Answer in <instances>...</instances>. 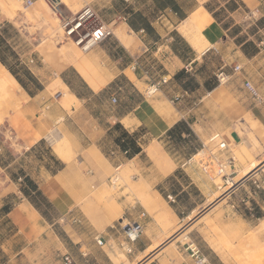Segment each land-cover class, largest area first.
<instances>
[{"label": "crops", "instance_id": "obj_1", "mask_svg": "<svg viewBox=\"0 0 264 264\" xmlns=\"http://www.w3.org/2000/svg\"><path fill=\"white\" fill-rule=\"evenodd\" d=\"M138 2V6L132 5V0H96L92 4L99 24L113 29V35L87 53L94 66L102 67L99 76L105 84L99 90L94 89L75 64H67L59 56L60 47L52 48L51 53L34 49L19 52L13 48L12 62L1 48L10 44L2 30L14 19L0 7V62L19 85L15 109L0 122V222H5L11 231L10 237L0 242V264H59L70 251L74 253L73 264H116L111 257L112 243L120 247L125 238L123 232L112 230L89 237L78 232L81 227L73 229L72 224L83 223L77 214V201L107 182L112 168L129 162L155 185L162 184L154 192L157 200L154 215L140 202L124 204L132 221L144 226L133 245L136 258L146 256L162 241L165 231L157 221L158 216L166 225L172 224L170 231L189 224V238L200 246L211 264H257L260 242L264 243V178L251 171L260 165L253 164L239 177L244 167L235 159L232 180L239 177L236 185L224 192L221 202L205 210L212 187L201 163L189 159L197 155L204 140L215 131L199 117L189 121L194 109L186 112L180 103L186 98L191 101L199 93L198 100L209 105V97L219 86L215 84L217 78L207 75L206 62L210 55L222 54L228 44L224 41L226 37L238 47L235 58L259 60L260 44L253 41L256 49L250 52L246 46L252 35L250 38L242 35H248L247 28L252 30L255 24L252 13L260 2ZM202 9L213 23L212 31L204 35L211 45L200 52L180 27ZM124 26L139 44L127 46L117 37L118 29ZM48 55L54 57L49 59ZM225 57L220 68L233 61ZM249 77L254 79L252 75ZM162 79L167 82L161 84L158 94H148L146 87ZM253 84L258 87L262 101L249 94L256 102L250 107L254 117L251 123L264 133V82ZM171 87H177L178 91ZM66 90L74 97L68 105L64 103ZM113 97H117V103L112 102ZM223 116L226 121L220 123L219 129L229 143L225 155L235 158L233 150L243 142L234 125L238 116L227 113ZM180 122L190 129L182 133L183 138L186 141L195 138L200 147L177 161L172 151L175 154L178 151L164 148L163 141L172 137L170 131ZM62 140L67 141L69 150L59 154L54 146ZM240 149H244L243 145ZM255 180L259 189L254 186ZM164 182L171 186H164ZM169 194L176 198L175 203L166 200ZM193 194L198 195V201ZM41 203L46 207L42 208ZM32 209L34 213L30 212ZM143 211L147 212L144 218L140 216ZM57 223L68 239L56 231ZM67 227L73 234H69ZM98 238L106 241L104 245L97 243ZM177 249L178 256L170 264H194L185 248L178 245ZM163 257L164 254L156 255L147 263L163 264L166 260Z\"/></svg>", "mask_w": 264, "mask_h": 264}, {"label": "rangeland", "instance_id": "obj_2", "mask_svg": "<svg viewBox=\"0 0 264 264\" xmlns=\"http://www.w3.org/2000/svg\"><path fill=\"white\" fill-rule=\"evenodd\" d=\"M95 1L96 0H56V2L59 4L61 13L67 16L77 15L87 5H91L93 7L92 4ZM138 1L144 0H132V5L138 6ZM257 1L260 2L259 7L256 8L252 13L255 24H253L252 30L247 28L248 35L243 33L242 36L250 38L252 35V39H250L251 43L246 46V50L250 52H253L256 49L254 42L260 44L262 52L260 54L259 60L253 62L245 59L240 60V58H235V53L238 51V47L234 45L233 41L229 37H226L224 41H226V44H228L224 47L222 54L210 55L209 60L206 62V73L207 75H210L212 79H214V77L217 78L216 75L219 74V72L224 71L226 75L229 76L228 81L219 82L217 79L218 81L215 82V84L218 85L219 88L209 97L208 100H210V103L208 106L198 100L200 99L198 98L199 93H196V96H192V99H190L191 101L186 98L184 99L185 101L180 104L182 109H184L186 112L190 109H194L190 113L191 117L188 118L189 121H193L199 117L200 120L204 121V124H208L215 131L214 133H222V131L219 129V126L220 123L226 121L223 119V115L226 113L228 115L237 114L238 118L234 120V125L240 132L243 142L237 148H234L233 153L236 162L242 164L244 167L243 170L239 172V177L242 176L250 166L255 164V166L260 165L255 170V174H260V176L264 178V133L259 132L258 129L255 128V126L251 123V119L254 120V117L250 113V107L255 105L256 102L250 98L249 93L244 86V81L246 79L250 80L252 83L264 82V0ZM10 6L13 7L10 9L11 11L13 10L12 12L2 9L9 18L14 19V23H6L2 30L3 36L10 41V44L5 43L7 46L3 45L1 51L4 52L12 62L15 59V51H13V48L19 52H27L30 49H34L36 52L51 53L52 48L57 50V47L61 48V46H63L69 56L76 58L77 63L72 62V64H75L80 70L82 68L79 63L82 61H86L89 64L93 63L91 60H89L87 53H83L78 48V46L64 37V30L61 27L60 18H58L60 16L57 17L56 12H54V9L48 3V1L35 0V3L28 7L25 4V0H12ZM121 8L122 2L119 3V9ZM199 13L200 11L193 15L192 18L184 22L180 27V30H182L184 35L200 52H203L205 47L204 39L197 33L196 28L190 27L192 25L190 22H192L194 16L198 15ZM199 42L201 43V46ZM208 45L210 46L211 44ZM59 56L62 57L67 63L66 58L63 57V54H61V50L59 51ZM225 56L231 57L229 60L233 61L227 64V66L224 68H220V66L223 65L222 58H226ZM47 57L52 59L54 56L48 55ZM237 64L242 66V70L240 72L234 71V67ZM258 64H260V66ZM90 66H92L95 71L99 73L98 75H100V73L102 74L101 66H94V64ZM249 75L254 76V79L249 77ZM187 83L188 82H179V84ZM139 86L142 89L144 88L141 84H139ZM18 87L19 85L15 87L14 96L10 99L8 104H6L5 109L3 108L0 111V122L2 121L4 115L7 114L9 116V112L12 109H15L17 104L16 88ZM171 89L178 91L177 87H171ZM179 89L181 90L180 87ZM155 94H158V92ZM69 103L70 101L66 105ZM255 122L261 124L257 120H255ZM262 130L264 131L263 126ZM222 135L223 138H225L224 133H222ZM224 140L226 141V139ZM204 141L208 143V138H206ZM163 145L164 148L168 149L169 151H172V148H175V150L178 151L177 154L172 151V155H174L177 161L183 158L187 153L195 152L196 148L200 147L199 142L195 138H190L189 141H181L179 138H177V136L173 138H166L163 141ZM241 145H243L244 149H240ZM209 146L212 152L218 151L217 144H210ZM54 149L57 153L62 154L66 150H69V144L67 141L62 140L54 146ZM199 151H201V148H199ZM197 153L199 152H196L195 154ZM208 153L209 152L207 151L204 154H199L194 158V161L200 163L203 158H205L203 161H206V156ZM254 153L256 154V157L253 156ZM226 156H228V154ZM228 170L230 171V169ZM108 175L109 179L107 182H104L100 186L92 189L87 197L77 201V214L80 216L83 223L72 224V227L73 229L81 227L78 232L86 234L89 237L96 233L106 234L112 230H119L122 233L123 230L121 229V225L123 222L126 224L129 221H132V215L129 214L128 210L124 209L125 202L131 204L140 202L142 206L152 215H154L156 211L154 203L157 200L154 192L156 189L160 188L162 184L155 185L153 180H148L142 174L140 168H138L132 162L121 166L118 168V170L112 168ZM114 175L118 177V181L116 183H112L110 181V177ZM239 177L236 179L238 180ZM207 178L211 184L212 191L208 196L205 210L212 207L214 202L220 199L224 195V192L233 186H230V184L228 186L224 185L223 178L217 174V166L214 164H212L207 171ZM163 184L164 186H171V183L168 182H164ZM217 195H219V198L216 197ZM165 198L167 201L169 200L167 196ZM193 198L197 201L199 199L197 194H193ZM40 206L42 208L46 207L42 203ZM156 218L158 223L162 225L165 231L162 241L155 244L156 247L159 248L142 260L145 255H140L138 258H136V255H133V253L127 254L123 249H121V247L113 242L112 244L114 247V253H111V257L116 262V264H149L147 263L149 260L155 258L156 255L161 256V254H164L165 257L163 258L166 259L163 261V264H170L169 261H171L173 258L176 259L178 256V245L184 249V243L189 240V224H183L170 231L169 228L172 226L171 223L166 225L160 217L158 218V216H156ZM63 224L65 225L66 223ZM262 224L264 226V220ZM67 228L69 234H73V231L70 230V227ZM61 229V224L57 223L56 231L63 235L65 239H68ZM10 235L11 231L8 229L5 222H0V242L8 239ZM174 236L176 237L174 238ZM67 241L69 242V240ZM70 253L74 254L72 251H70ZM263 253L264 243L260 242L259 253L257 257L258 261L264 260V257L262 258V256H264ZM152 264L157 263L154 262ZM241 264L247 263L241 262Z\"/></svg>", "mask_w": 264, "mask_h": 264}, {"label": "built area", "instance_id": "obj_3", "mask_svg": "<svg viewBox=\"0 0 264 264\" xmlns=\"http://www.w3.org/2000/svg\"><path fill=\"white\" fill-rule=\"evenodd\" d=\"M55 10L56 15L60 16L61 27L64 30V37L67 40L72 41L83 53H88L93 50L98 45L102 44L108 37L113 35V31L108 28L106 25L99 24L98 15L96 10L91 6H85L77 15L75 16H67L61 13L59 9V4L56 0H46ZM35 3V0H25L26 6L30 7ZM242 70V66L237 64L234 67L235 72H240ZM219 82H227L229 76L226 75L224 71L219 72L216 75ZM166 79H162L161 82L152 83L147 89L148 94H155L159 91L161 84L166 83ZM245 89L251 95V97L258 101H262V96L259 90L255 87V85L248 79L244 81ZM113 103H117V97L112 98ZM210 144H217L218 151L212 152L210 149ZM227 143L223 138V135L220 132L214 133L209 139L208 143L204 142L202 144L201 151L197 154H204L205 152H209L206 161L205 158L200 162L203 169L207 172L212 164L217 166V174L223 178L224 185L228 186L232 180V168H234L235 158L232 156H226L225 151L227 150ZM202 152V153H201ZM195 156L191 157L189 161H191ZM230 169V171L228 170ZM118 170V169H117ZM112 183H116L118 181V177L116 175L110 178ZM254 186L259 189L260 184L257 180L254 181ZM233 188V187H232ZM231 189V188H229ZM168 199L170 202L175 203L176 198L169 194ZM147 214L146 211H143L140 216L145 217ZM121 228L124 234V240L120 244V247L126 253L133 252V245L139 240L140 236L144 231V226L139 221H132L126 224H122ZM106 241L103 238H98L97 243L99 245H104ZM186 251L189 253L190 257L193 259L194 264H211L208 260L207 256L204 255L200 246L191 238L187 242L184 243ZM59 264H73V257L71 254H65Z\"/></svg>", "mask_w": 264, "mask_h": 264}, {"label": "bare ground", "instance_id": "obj_4", "mask_svg": "<svg viewBox=\"0 0 264 264\" xmlns=\"http://www.w3.org/2000/svg\"><path fill=\"white\" fill-rule=\"evenodd\" d=\"M12 0H0V7L3 10L6 11H11L10 9L13 8L12 6H10ZM15 7V6H14ZM16 10V9H15ZM13 11V10H12ZM11 11V12H12ZM55 12V10H54ZM58 17V16H57ZM59 18V17H58ZM212 23H213V19L211 18V16L208 14L207 11L205 10H201L200 13L196 16H194L193 21H192V27L196 28L197 33L200 35V37H202L204 39V43L205 46H207L209 43L206 41V39L204 38V35H207L208 33H210V31H212ZM198 35V36H199ZM117 37L127 46H134L139 44L138 40L135 39L133 37V34L127 29L126 26L121 27L120 29H118L117 31ZM195 37V35H194ZM198 39V38H197ZM61 40V39H60ZM198 41V40H197ZM196 41V42H197ZM57 42V41H56ZM202 42V41H201ZM198 43V42H197ZM200 43V42H199ZM199 46V45H198ZM201 46V43H200ZM61 54H63V57L66 58L67 60V64L69 63H77L76 58L75 57H71L67 54L66 49L61 46ZM93 64V63H92ZM92 64L87 63L86 61H82L81 63H79V65L81 66V70L85 73L86 77L88 78V80L90 81V84L94 87V89L99 90L101 88L102 85L105 84L104 79H100V76L98 75L99 73H97L95 71V69L90 66ZM108 80V79H107ZM56 84L60 85L61 82H56ZM18 85L17 80L14 78V76L5 68V66H3V64L0 62V111L4 108L6 104H8V102L10 101V99L14 96V89L15 87ZM74 100L73 94H69L68 91L66 90V97L64 99V103L67 104L69 101ZM162 112H166V110H161ZM166 114H168L166 112ZM202 153V152H201ZM199 154H197L195 157H197ZM257 169V168H256ZM256 169L252 170L251 172L255 171ZM236 181L237 180H233V182L231 181L229 184L230 186H235L236 185ZM232 186V187H233ZM230 187V188H232ZM219 195H217L216 197H218ZM219 198V197H218ZM220 199H218L216 202H214L213 205L218 204V202ZM222 205V204H220ZM25 206V205H24ZM23 207V205L21 206ZM25 208V207H23ZM27 208V207H26ZM32 208V207H31ZM23 210V209H22ZM33 210V209H32ZM30 211V210H29ZM32 213H34L33 211H30ZM29 212V213H30ZM22 213V212H21ZM26 213V212H25ZM36 213V212H35ZM24 214V213H23ZM31 214V213H30ZM39 214V213H38ZM26 215V214H25ZM29 215V214H28ZM26 215V216H28ZM207 216V215H206ZM28 217H31L28 216ZM27 217V218H28ZM32 218V217H31ZM206 218V217H205ZM35 219V217H34ZM33 221V220H32ZM35 221V220H34ZM177 236V235H176ZM174 236V238L176 237ZM168 239V238H167ZM179 239V238H177ZM184 239V238H183ZM157 248L159 247H153L151 248L148 252L146 256H149L152 252H154ZM264 254V253H263ZM146 256L142 259L144 260L146 258ZM264 256H262L263 258ZM257 264H263V262L261 260L258 261Z\"/></svg>", "mask_w": 264, "mask_h": 264}, {"label": "trees", "instance_id": "obj_5", "mask_svg": "<svg viewBox=\"0 0 264 264\" xmlns=\"http://www.w3.org/2000/svg\"><path fill=\"white\" fill-rule=\"evenodd\" d=\"M190 129L187 127L185 122H180L178 123L171 131H170V135L173 137L179 138V140L181 141H186V138H183L182 133L183 132H189ZM168 197V195H167ZM36 207H38V205L36 204Z\"/></svg>", "mask_w": 264, "mask_h": 264}]
</instances>
